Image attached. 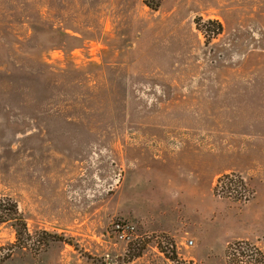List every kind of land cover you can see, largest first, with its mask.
<instances>
[{
  "label": "rangeland",
  "instance_id": "obj_1",
  "mask_svg": "<svg viewBox=\"0 0 264 264\" xmlns=\"http://www.w3.org/2000/svg\"><path fill=\"white\" fill-rule=\"evenodd\" d=\"M0 197L6 264H264V0H0Z\"/></svg>",
  "mask_w": 264,
  "mask_h": 264
},
{
  "label": "trees",
  "instance_id": "obj_2",
  "mask_svg": "<svg viewBox=\"0 0 264 264\" xmlns=\"http://www.w3.org/2000/svg\"><path fill=\"white\" fill-rule=\"evenodd\" d=\"M146 6L152 8L149 5ZM196 27L204 38H206V41H210L222 32L221 25L216 21L202 22L197 20ZM222 180L226 181L229 186L232 183V181L228 182L229 178L227 176L222 177L220 181ZM1 226H6L12 231L14 242L0 244V264L9 262L17 251H29L32 240L38 252L45 250L50 244L58 241L56 235L45 232L37 234L36 237L32 239L28 233L25 220L18 212L16 204L6 197H0V227ZM138 256L139 254H136V257Z\"/></svg>",
  "mask_w": 264,
  "mask_h": 264
},
{
  "label": "built area",
  "instance_id": "obj_3",
  "mask_svg": "<svg viewBox=\"0 0 264 264\" xmlns=\"http://www.w3.org/2000/svg\"><path fill=\"white\" fill-rule=\"evenodd\" d=\"M131 231H132L131 228L124 227L122 225H115V233H116L117 237L119 238V240L124 241V240L128 239V237H129L128 234ZM188 244L191 245L192 243L189 242Z\"/></svg>",
  "mask_w": 264,
  "mask_h": 264
}]
</instances>
